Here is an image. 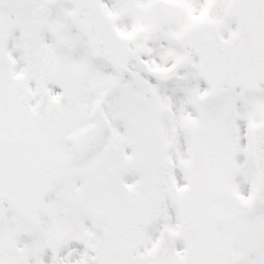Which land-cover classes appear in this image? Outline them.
<instances>
[{
  "label": "snow or ice",
  "instance_id": "obj_1",
  "mask_svg": "<svg viewBox=\"0 0 264 264\" xmlns=\"http://www.w3.org/2000/svg\"><path fill=\"white\" fill-rule=\"evenodd\" d=\"M0 264H264V0H0Z\"/></svg>",
  "mask_w": 264,
  "mask_h": 264
}]
</instances>
